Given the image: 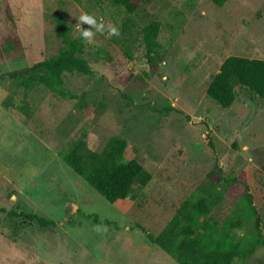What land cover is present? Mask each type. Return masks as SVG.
Instances as JSON below:
<instances>
[{
  "label": "rangeland",
  "instance_id": "1",
  "mask_svg": "<svg viewBox=\"0 0 264 264\" xmlns=\"http://www.w3.org/2000/svg\"><path fill=\"white\" fill-rule=\"evenodd\" d=\"M134 1L128 13L111 0H0V73L58 51L55 12L72 26L92 70L65 72L60 94L0 81V208L55 221L44 228L0 211V264H179L143 229L157 235L193 190L205 188L214 162L245 181L258 226L242 188L226 193L214 216L238 222L231 231L243 241L264 235V100L240 85L229 107L206 94L227 56L264 59V0ZM82 13L118 29L132 19V57L106 32L91 44L81 40ZM150 20L159 22L153 61L139 34ZM10 37L17 44L7 49ZM8 95L28 101L31 115L5 107ZM81 134L96 151L112 135L126 139L125 155L142 165L134 198L107 201L62 161L58 152ZM231 264H264V245Z\"/></svg>",
  "mask_w": 264,
  "mask_h": 264
},
{
  "label": "trees",
  "instance_id": "2",
  "mask_svg": "<svg viewBox=\"0 0 264 264\" xmlns=\"http://www.w3.org/2000/svg\"><path fill=\"white\" fill-rule=\"evenodd\" d=\"M149 1V0H148ZM222 5L225 0H210ZM115 5L123 6L128 13L137 7L134 0H111ZM7 16H12L7 7ZM55 35L61 47L54 54L32 63L0 73V81L5 78L14 80L26 93L41 85L60 94L63 88V74L92 72L86 58L82 56V42L73 35V28L60 12L52 14ZM159 22L150 20L139 31L147 59L154 60L158 55L157 36ZM132 19H128L119 28V36L114 41L128 57H132L127 44L133 37ZM134 38V37H133ZM17 44L15 37L7 39L5 48ZM240 85L264 100V59L241 55L227 56L212 75L206 94L221 107H229L236 97L235 86ZM5 107H14L26 117L31 115L28 101L22 99L16 103L11 95L3 99ZM170 107L164 110L168 113ZM126 139L122 136H110L100 151L91 149L85 135L73 137L66 148L58 155L76 174L91 185L107 201L114 202L135 197V181L142 171L141 163L125 155ZM207 184L203 190H193L178 206L177 210L163 229L153 235L145 229L147 239L159 249L173 257L179 264H231L236 259L248 257L257 245H264V235L258 230V238L241 240L231 228L238 226L233 218L218 220L214 210L222 202L224 195L232 189L242 188V197L246 201V213L254 215L258 226V216L252 206V198L245 181L238 177H227L217 162L206 173ZM7 216H19L28 221H35L38 226L51 227L55 221L33 213L0 208ZM92 214H85L90 217ZM96 218L95 215H92Z\"/></svg>",
  "mask_w": 264,
  "mask_h": 264
},
{
  "label": "clouds",
  "instance_id": "3",
  "mask_svg": "<svg viewBox=\"0 0 264 264\" xmlns=\"http://www.w3.org/2000/svg\"><path fill=\"white\" fill-rule=\"evenodd\" d=\"M87 24L90 27L84 28L81 25ZM79 32L80 39L87 43H94L96 33L106 32L108 37L119 36V29L112 24H105L102 18L88 13H82L78 16V21L75 25ZM99 230V229H98Z\"/></svg>",
  "mask_w": 264,
  "mask_h": 264
}]
</instances>
